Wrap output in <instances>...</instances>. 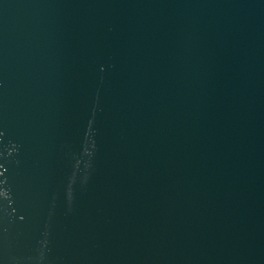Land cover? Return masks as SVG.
Instances as JSON below:
<instances>
[{
  "label": "water",
  "instance_id": "1",
  "mask_svg": "<svg viewBox=\"0 0 264 264\" xmlns=\"http://www.w3.org/2000/svg\"><path fill=\"white\" fill-rule=\"evenodd\" d=\"M0 264H264V0H0Z\"/></svg>",
  "mask_w": 264,
  "mask_h": 264
}]
</instances>
